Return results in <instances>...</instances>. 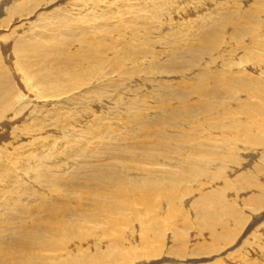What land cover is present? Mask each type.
I'll use <instances>...</instances> for the list:
<instances>
[{
  "label": "bare ground",
  "instance_id": "obj_1",
  "mask_svg": "<svg viewBox=\"0 0 264 264\" xmlns=\"http://www.w3.org/2000/svg\"><path fill=\"white\" fill-rule=\"evenodd\" d=\"M196 1L0 0V264H264V0Z\"/></svg>",
  "mask_w": 264,
  "mask_h": 264
},
{
  "label": "rangeland",
  "instance_id": "obj_2",
  "mask_svg": "<svg viewBox=\"0 0 264 264\" xmlns=\"http://www.w3.org/2000/svg\"><path fill=\"white\" fill-rule=\"evenodd\" d=\"M190 1H193V2L195 1L197 3V4L194 3L196 7H198V5H200V4H198V2L196 0H190Z\"/></svg>",
  "mask_w": 264,
  "mask_h": 264
}]
</instances>
